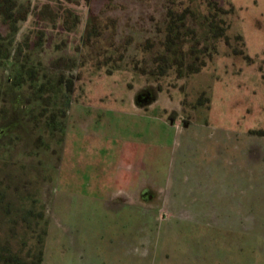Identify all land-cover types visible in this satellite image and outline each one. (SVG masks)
<instances>
[{
    "label": "rangeland",
    "instance_id": "374dc122",
    "mask_svg": "<svg viewBox=\"0 0 264 264\" xmlns=\"http://www.w3.org/2000/svg\"><path fill=\"white\" fill-rule=\"evenodd\" d=\"M174 1L173 8L191 6L199 18L208 12L200 0ZM217 1L233 8L228 34L243 36L245 55L233 54L240 43L227 49L221 41L199 74L160 86L129 68L108 74L104 65L97 67L93 51L115 43L125 53L123 65H131L140 45L163 28L168 0H32L40 7H71L81 18L71 32L46 27V63L77 54L90 17L102 38L81 48L84 65L76 71L63 141L45 135L37 158L24 150L31 143L25 137L24 146L10 153L16 165L0 163L22 193L8 191L2 209L9 207L10 215L0 210V250L9 241L26 258L42 250L44 237V264H221L220 245L232 238L234 214L264 216V0ZM33 26L30 17L21 34ZM115 175L135 180L134 194L145 185L171 195L191 217L164 212L154 227L148 219L146 230L133 231L129 213L124 230L113 232L108 215L66 211L62 198L74 191L101 194L99 184ZM28 194L37 204L26 200ZM31 206L42 214L30 220L34 231L22 220L14 228L9 218H23Z\"/></svg>",
    "mask_w": 264,
    "mask_h": 264
},
{
    "label": "trees",
    "instance_id": "16d2710c",
    "mask_svg": "<svg viewBox=\"0 0 264 264\" xmlns=\"http://www.w3.org/2000/svg\"><path fill=\"white\" fill-rule=\"evenodd\" d=\"M200 1L208 12L199 18L193 7L176 9L172 7L176 2L168 0L163 28L156 38H148L140 45L139 57L131 60V65H123L125 53H121L118 45L108 41L93 51L97 67L104 65L108 74L123 67L129 68L136 75L160 85L168 78L183 80L199 74L218 55L221 41L227 49H233V41L240 43V46L236 45L239 48L233 49V54L244 56L243 36L237 34L233 39L228 34L231 29L228 16L233 13V8L226 9L217 0ZM67 2L74 4V0ZM30 17L34 26L21 34V25ZM80 19L73 8L53 9L50 2L40 7L33 5L32 0H0V163L5 167L16 165L11 158L14 154L10 153L17 150L19 143L24 146L25 137H30L31 143L23 147L24 150L29 153L32 149V155L37 158L44 153L41 145L47 143L45 135L50 134V138L57 143L63 141L64 135L60 136V133L64 132L65 119L73 102L72 94L78 80L76 71L84 65L81 62L84 58L82 49L91 46L93 40L98 44L102 32L94 25L96 19L90 17L81 47L76 49L77 54L60 56L48 64L43 58L49 41L46 27L52 25L53 29L71 32L78 27ZM10 177L7 171L0 169V210L6 215H10L9 207L2 209V205L7 201L8 191L21 193L18 184H9ZM30 195L27 199L22 195L20 200L31 199L37 204L32 199L36 195ZM32 216L36 220L42 218L41 212L33 211L31 206L23 218L9 219L14 228L22 220V226L34 231V226L30 224ZM46 235L45 229L43 236ZM40 243L42 250L38 253L30 251L23 258L11 249L9 241L5 242L0 250V263L42 264L44 237Z\"/></svg>",
    "mask_w": 264,
    "mask_h": 264
},
{
    "label": "crops",
    "instance_id": "0c3cea01",
    "mask_svg": "<svg viewBox=\"0 0 264 264\" xmlns=\"http://www.w3.org/2000/svg\"><path fill=\"white\" fill-rule=\"evenodd\" d=\"M99 185L104 186L105 192L95 194L94 191H90V193L74 191L64 198L61 197L63 199L62 202L65 201L63 204L66 207V211L74 216L76 213L108 215V217L110 216L111 225L114 226L112 227L113 232L124 230L125 215L128 216L129 213L132 219L128 218L129 223L132 222L134 224V226L131 225L134 227L133 231L139 228L146 230V220L148 219L149 223L154 222L150 228L154 227L158 224L157 221L161 218L163 212L169 213V215L185 213L186 218L190 216L189 212L193 213L187 207L186 209L183 206L177 207L180 201L174 199L171 195L163 196L161 192L154 189H152L155 194L154 198L146 199L144 192L147 187L144 184L134 194L132 188L136 186V181L132 179L117 178L115 175ZM149 188L151 189V187ZM195 202H201V200H196ZM136 205L137 209L135 210L134 206ZM193 208L197 209L199 206L194 205ZM187 210L189 212H186ZM204 215V212L201 213L202 218H204ZM234 215L235 218L233 217L234 221L232 223L234 232L232 238L222 240L223 243L220 245L221 252L218 257L219 262L221 264H231V260H233L232 264H264V216L258 217L256 215L254 217L246 214L243 216L242 213H235ZM181 218H184V216ZM255 219H260L258 225L252 222ZM218 223L222 224L221 221H218ZM223 224L226 226L230 223Z\"/></svg>",
    "mask_w": 264,
    "mask_h": 264
},
{
    "label": "flooded vegetation",
    "instance_id": "af4514ba",
    "mask_svg": "<svg viewBox=\"0 0 264 264\" xmlns=\"http://www.w3.org/2000/svg\"><path fill=\"white\" fill-rule=\"evenodd\" d=\"M145 100V96H141L140 97V101H144ZM144 196L146 199H153L155 194L153 192L152 189H150L149 187L146 188L145 192H144ZM164 213V212H163Z\"/></svg>",
    "mask_w": 264,
    "mask_h": 264
}]
</instances>
